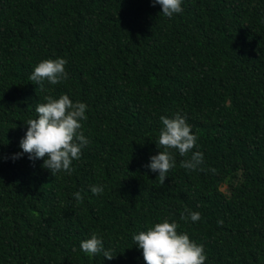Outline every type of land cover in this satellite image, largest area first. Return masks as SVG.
Masks as SVG:
<instances>
[{
	"label": "trees",
	"instance_id": "1",
	"mask_svg": "<svg viewBox=\"0 0 264 264\" xmlns=\"http://www.w3.org/2000/svg\"><path fill=\"white\" fill-rule=\"evenodd\" d=\"M181 7L168 18L152 0H0V264H145L133 234L165 219L205 264H264V0ZM57 58L67 80L29 79ZM65 94L87 105L71 174L13 160L37 104ZM176 113L197 141L172 150L161 185L145 165L160 117ZM194 151L205 171L180 167ZM186 209L201 219L181 220ZM93 233L114 259L81 250Z\"/></svg>",
	"mask_w": 264,
	"mask_h": 264
},
{
	"label": "clouds",
	"instance_id": "2",
	"mask_svg": "<svg viewBox=\"0 0 264 264\" xmlns=\"http://www.w3.org/2000/svg\"><path fill=\"white\" fill-rule=\"evenodd\" d=\"M182 0H152L153 6L159 4L162 14L171 18L174 14L182 12ZM160 13V14H161ZM64 58L44 59L39 62L29 77L37 85L43 81L56 85L68 79ZM45 103L37 104L36 119H28L24 122L27 131L20 140L21 153L14 154L15 160L23 154H28L30 160L43 159L42 168L47 169L54 177L58 172L64 171L71 174V165L81 156V150L88 144L83 132L81 121L86 120L87 105L83 102H73L67 94L58 99L46 96ZM162 128L160 129L156 145H159L157 155L150 157V163L145 165L153 173H158L156 179L160 184L165 183L167 173L176 166L175 156L172 150L178 151L181 157L186 156L194 149L197 137L192 134L191 126L180 113L169 118L161 116ZM163 149V151L160 150ZM6 159V158H5ZM204 163L203 153L194 151L190 159L182 160L180 167L187 170L205 171L201 167ZM215 172V169H210ZM104 191L103 186L91 187L94 195H100ZM77 201L82 200L80 192L73 194ZM187 215L181 214L180 219L192 222L201 219L199 212L185 210ZM219 223H222L220 221ZM178 224L167 219L156 223L147 231L133 234L135 245L142 250L145 264H205L206 254L203 245L191 241L187 233L177 232ZM81 250L88 255H95L103 251L104 258L114 259L110 250H104L103 241L96 233L89 239L80 242Z\"/></svg>",
	"mask_w": 264,
	"mask_h": 264
}]
</instances>
